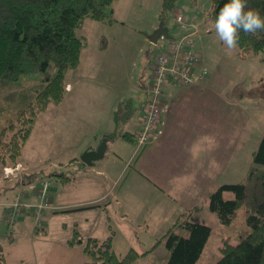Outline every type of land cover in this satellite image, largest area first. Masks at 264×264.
I'll list each match as a JSON object with an SVG mask.
<instances>
[{
  "label": "rangeland",
  "instance_id": "rangeland-1",
  "mask_svg": "<svg viewBox=\"0 0 264 264\" xmlns=\"http://www.w3.org/2000/svg\"><path fill=\"white\" fill-rule=\"evenodd\" d=\"M174 2L162 18L164 0H114L105 20L86 18L78 30L87 44L83 63L66 74L73 88L37 115L20 155L0 167V245L6 264H92L84 243L69 244L76 226L85 239L112 234L111 249L124 257L131 247L155 246L188 209L212 227L199 264H214L245 234L220 222L210 208L209 192L219 183L243 180L255 164L253 152L264 135V52L243 57L239 46L227 50L214 31L212 0ZM178 11L187 22L203 24L195 48L208 77L195 82L205 86L196 89L194 104L181 102L188 114L196 107V126L202 127L196 134L167 132L162 143L144 149L151 139L138 146L134 138L147 99L139 77L148 69L152 73L156 54L181 35ZM162 20L172 37L154 43L149 35ZM78 73L83 77L78 79ZM146 75L143 83L149 86ZM42 76L38 72L23 79ZM114 128L132 138L117 135L95 165L83 162L84 151L98 147L103 131ZM55 171L74 179L64 184ZM43 179L49 183L44 195ZM46 199L48 205L38 207ZM8 206L19 209L11 224ZM157 245V255L166 252L165 240ZM148 260L138 259L139 264Z\"/></svg>",
  "mask_w": 264,
  "mask_h": 264
},
{
  "label": "trees",
  "instance_id": "trees-1",
  "mask_svg": "<svg viewBox=\"0 0 264 264\" xmlns=\"http://www.w3.org/2000/svg\"><path fill=\"white\" fill-rule=\"evenodd\" d=\"M113 2L114 0H0V167L10 160H16L20 155L37 115L51 103L58 104L64 99L68 89L66 74L80 64L82 51L87 44V38L78 34V30L86 18L105 20ZM226 2L227 0H212L210 16L214 21ZM174 3V0H164L162 18ZM247 8L259 11L264 17V0H247ZM113 11L112 7L111 12ZM178 14L182 13L178 11ZM182 16L186 27L180 25L182 33L177 38L188 34L192 37L194 43L186 44V50H194L199 57L192 66L193 72L198 75L205 67L200 63L201 55L195 48V35L203 24L189 23L183 14ZM238 46L243 57L264 52V31H258L255 35L240 31ZM52 65L55 70L51 73ZM38 72L43 75L39 80L23 79L25 75ZM207 77L208 71L196 83L206 81ZM169 82L196 84L179 83L173 78L167 84ZM116 120L119 124V118ZM120 134L132 138L129 132L122 133L119 130L105 136L113 140ZM253 162L255 164L250 167L243 180L219 183L209 192L210 208L217 214L220 222L235 226L241 235L245 233L236 244L225 248L214 264H264V135L253 152ZM52 174L58 176L64 184L74 179L64 171ZM41 204L38 207H45ZM27 205L33 207L31 204ZM98 205L96 203L92 206ZM7 208L9 216L6 221L11 224L19 209L11 210L10 206ZM74 230V238L70 242L84 243V251L89 255L87 262L92 264H139L141 256L149 259L147 264H199L212 233L211 225L193 218L191 209H188L180 212L159 238L157 244L165 240V253L157 255L156 244L143 251L131 247L121 257L111 249L112 234L104 239L98 236L85 239L77 226ZM4 255L0 245V264H6Z\"/></svg>",
  "mask_w": 264,
  "mask_h": 264
},
{
  "label": "built area",
  "instance_id": "built-area-1",
  "mask_svg": "<svg viewBox=\"0 0 264 264\" xmlns=\"http://www.w3.org/2000/svg\"><path fill=\"white\" fill-rule=\"evenodd\" d=\"M176 21L182 27H186L182 14L176 16ZM188 43H194L189 34L182 38H171L168 48L156 54L151 81L147 87V99L140 117L141 124L136 134L138 146L146 144L151 139L162 113L167 109L164 91L170 78L179 83L190 84L204 78L207 73L206 68H202L198 75L193 72L192 66L196 64L199 57L194 50H186ZM47 184L46 181H42V195L46 193ZM48 203L46 199L41 206H47Z\"/></svg>",
  "mask_w": 264,
  "mask_h": 264
},
{
  "label": "crops",
  "instance_id": "crops-1",
  "mask_svg": "<svg viewBox=\"0 0 264 264\" xmlns=\"http://www.w3.org/2000/svg\"><path fill=\"white\" fill-rule=\"evenodd\" d=\"M103 45H105V43ZM106 46L109 47V43ZM82 63H83V53H82L81 63L79 64V66ZM150 65H151V63H150ZM152 66H153V64H152ZM146 71L142 73L141 77H139L140 78L139 83L142 85V87H144L145 93L147 90L145 88L146 85L143 83V77L147 73V74H149L148 80H150L151 75H152V73L149 71V69ZM82 77H83V74L78 73V79H80ZM68 85H69V88L67 91H70L73 88V85H72V82H70L69 80H68ZM196 86H199V87H196ZM204 86L205 85H200V84L199 85H196V84L195 85L194 84L193 85H180V84L175 83V82H169L168 84L165 85V91H164L165 98L164 99H165L166 104L168 105V108H167L168 111H166L162 114L160 122L158 123L157 128L152 135L151 141H149L148 144H146L144 146V149L145 148L150 149L151 147H153V145H156L158 143H162L163 139L166 138L167 132L179 131V132H182L183 134L184 133L189 134V132L191 130L193 134H196L197 128L199 129L202 127V126H199V127L196 126V107H194V106L191 107L193 109L195 108L194 112H192V115H191V114H188L187 111L183 107H181V102L194 104L196 102V89H202V87H204ZM66 96H67V94H66ZM118 98L119 97L117 96V99ZM119 104L120 103H118V105ZM125 107L128 108V104H126ZM177 107H179V109ZM143 109H144V107H143ZM115 112H116V110H115ZM183 122H185L184 126L182 125ZM116 124H117V121H116ZM108 125H109V123H108ZM137 125H139V124H137ZM171 125H173L175 127L171 128L170 127ZM138 127L139 126L136 127L135 132L137 131ZM187 127L189 128V130H187ZM110 129L103 131V134L101 137L102 140L104 139V137H106L105 135L107 133H111V132L116 130V128H114L113 130H111V132H109ZM117 130H118V128H117ZM209 130H210V128H209ZM106 131H108V132H106ZM102 140L99 143H101ZM111 143H112V140H110V137H109L108 148L110 147ZM150 144H152V146H149ZM211 145H214V144H211ZM95 148L96 147H93V148L88 147L87 149H95ZM223 148H225V150H226V147H223ZM106 153H107V151H106ZM223 153H224V151H223ZM225 155H226V151H225ZM105 156H106V154H105ZM92 165H95V163ZM193 165H194V168L196 170V162ZM112 177L115 178V176H112ZM100 197H103V195ZM58 206H63V205L61 204ZM75 224H77V223L75 222ZM70 236H71V234L66 232V236H65L66 242H69ZM69 244H72V243L69 242ZM80 244L83 245V243H80Z\"/></svg>",
  "mask_w": 264,
  "mask_h": 264
},
{
  "label": "clouds",
  "instance_id": "clouds-1",
  "mask_svg": "<svg viewBox=\"0 0 264 264\" xmlns=\"http://www.w3.org/2000/svg\"><path fill=\"white\" fill-rule=\"evenodd\" d=\"M214 31L226 49L232 51L238 46L240 31L252 35L264 31V17L247 8V0H227L216 16Z\"/></svg>",
  "mask_w": 264,
  "mask_h": 264
},
{
  "label": "water",
  "instance_id": "water-1",
  "mask_svg": "<svg viewBox=\"0 0 264 264\" xmlns=\"http://www.w3.org/2000/svg\"><path fill=\"white\" fill-rule=\"evenodd\" d=\"M161 36L170 37L169 28L166 26L165 20H162L160 25L153 33L149 35L152 42L158 43ZM109 146V138H104L102 142L95 149H87L81 156V160L87 164H94L96 160L103 158Z\"/></svg>",
  "mask_w": 264,
  "mask_h": 264
}]
</instances>
